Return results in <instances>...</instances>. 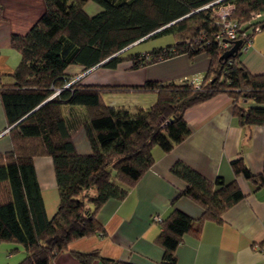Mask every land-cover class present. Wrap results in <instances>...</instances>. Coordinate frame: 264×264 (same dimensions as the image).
<instances>
[{
  "label": "trees",
  "instance_id": "1",
  "mask_svg": "<svg viewBox=\"0 0 264 264\" xmlns=\"http://www.w3.org/2000/svg\"><path fill=\"white\" fill-rule=\"evenodd\" d=\"M88 2L98 5V11L87 13ZM44 4V12L26 33L11 36L10 44L21 59L12 73L14 82L0 86L11 141L10 150L0 153V243L24 247L18 264H53L71 241L100 232L97 210L110 199L126 196L153 164L152 148L169 152L190 134L184 118L189 107L224 92L242 125L264 124V73L252 74L239 61L243 37L252 39L264 29V0H44ZM219 5L232 7L229 18L236 22V39L241 40L238 51L227 58L220 57L226 48L216 37L220 24L214 9ZM164 35H172L174 42L123 55L133 43ZM200 52L206 53L209 64L198 85L156 80L85 84L69 82L66 71L70 64L84 70L114 69L124 60L130 68H139L176 54ZM131 90L154 92L156 100L147 108L130 110L102 99L108 91ZM64 103L85 108L89 153L75 151ZM35 156L52 159L59 201L51 218L45 212ZM230 164L235 175L264 185V169L253 174L241 157ZM170 170L185 184L181 193L203 210L198 221L178 209L165 218L158 236L164 264H175L174 251L183 235L199 231L205 219L221 222L223 212L244 197L234 180L210 181L180 161ZM74 255L81 264L93 258L104 264H133L100 257L97 251Z\"/></svg>",
  "mask_w": 264,
  "mask_h": 264
},
{
  "label": "crops",
  "instance_id": "2",
  "mask_svg": "<svg viewBox=\"0 0 264 264\" xmlns=\"http://www.w3.org/2000/svg\"><path fill=\"white\" fill-rule=\"evenodd\" d=\"M98 5L88 2L89 14ZM44 0H0V84L14 82L13 70L20 62V52L11 46L13 34H24L44 12ZM261 19H264V11ZM163 41L145 40L133 43L136 51H147L174 42L172 35ZM159 38V37H158ZM149 42V43H148ZM151 42V43H150ZM144 44V46H141ZM131 46V45H130ZM239 61L252 74L264 73V30L257 32ZM204 52L193 56L176 54L139 68H130L124 60L114 69L97 66L84 70L70 64L66 71L72 82L85 84L137 85L147 80L160 82L199 81L208 68ZM105 104L130 110L147 108L156 100V93L142 91H108L102 94ZM227 93L189 107L184 118L191 132L169 152L152 148L153 164L128 190L121 200L110 199L96 212L102 230L71 241L58 253L53 264H81L74 252L97 251L100 257L133 264H164L163 248L158 241L162 223L173 209L198 221L202 207L182 194L184 182L171 172L175 162H183L205 178L214 181L234 180L244 197L227 208L222 221L205 219L199 231L183 235L175 248V264H264V185H257L242 174L235 175L231 160L241 157L253 174L264 169V124L242 125L233 113ZM62 112L71 131L75 151L89 153L83 122L87 118L81 105L62 104ZM9 126L0 98V153L11 148ZM37 180L48 218L56 212L58 191L50 156L33 157ZM160 217V221L154 219ZM25 256L24 247L11 242L0 243V264H18ZM89 264H104L93 258Z\"/></svg>",
  "mask_w": 264,
  "mask_h": 264
},
{
  "label": "built area",
  "instance_id": "3",
  "mask_svg": "<svg viewBox=\"0 0 264 264\" xmlns=\"http://www.w3.org/2000/svg\"><path fill=\"white\" fill-rule=\"evenodd\" d=\"M231 8L232 7L230 5H219L214 9V15L217 19V22L220 24V31L216 34V37L219 40L220 45L226 49H228L229 46L231 47L232 42L236 39V35H237L236 22L233 19L229 18ZM255 16L259 17L260 14H256ZM243 38L245 39V44L242 46L241 50L244 52L251 44L252 39L248 36H244ZM190 82H194V81H190ZM199 82L200 80L198 81V83H196V85H198ZM154 219L156 221L161 220L159 216H155ZM261 251L264 254V246L261 247Z\"/></svg>",
  "mask_w": 264,
  "mask_h": 264
},
{
  "label": "water",
  "instance_id": "4",
  "mask_svg": "<svg viewBox=\"0 0 264 264\" xmlns=\"http://www.w3.org/2000/svg\"><path fill=\"white\" fill-rule=\"evenodd\" d=\"M240 44H241V40L240 39H236V40H234L233 41V44H232V46L227 50H225L222 54H221V58H227V57H229V56H231V55H234L237 51H238V48H239V46H240ZM54 95V94H53ZM52 95V96H53ZM52 96H50V97H52ZM49 97V98H50ZM48 98V99H49ZM48 99H46V100H48ZM45 100V101H46ZM44 101V102H45Z\"/></svg>",
  "mask_w": 264,
  "mask_h": 264
},
{
  "label": "rangeland",
  "instance_id": "5",
  "mask_svg": "<svg viewBox=\"0 0 264 264\" xmlns=\"http://www.w3.org/2000/svg\"><path fill=\"white\" fill-rule=\"evenodd\" d=\"M264 30V29H263ZM157 39V42H159V41H163V39H162V37H159V38H156ZM153 39H150L149 41H152ZM149 43V42H148ZM151 43V42H150ZM232 44H233V42H232ZM141 46H144V44H142ZM232 46V45H231ZM137 48V45L135 46V45H131V46H129L127 49H126V51H124L123 52V55L125 54V53H131L132 51H134V49H136ZM230 48V47H229ZM228 48V49H229ZM227 49V50H228ZM204 76V73L201 75V78ZM188 82H190L189 80H188ZM193 85H196V83H198V81L196 82H191Z\"/></svg>",
  "mask_w": 264,
  "mask_h": 264
}]
</instances>
